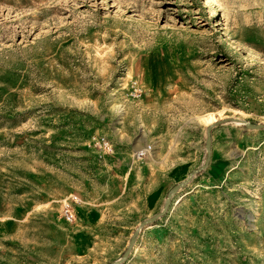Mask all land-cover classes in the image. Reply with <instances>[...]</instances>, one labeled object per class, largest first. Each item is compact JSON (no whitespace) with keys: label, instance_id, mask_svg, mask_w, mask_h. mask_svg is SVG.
Segmentation results:
<instances>
[{"label":"rangeland","instance_id":"374dc122","mask_svg":"<svg viewBox=\"0 0 264 264\" xmlns=\"http://www.w3.org/2000/svg\"><path fill=\"white\" fill-rule=\"evenodd\" d=\"M0 264H264V0H0Z\"/></svg>","mask_w":264,"mask_h":264},{"label":"built area","instance_id":"2783aa9c","mask_svg":"<svg viewBox=\"0 0 264 264\" xmlns=\"http://www.w3.org/2000/svg\"><path fill=\"white\" fill-rule=\"evenodd\" d=\"M104 147L111 148L108 142L102 143ZM151 147H145L141 151H139V156H145L148 152H150ZM79 202V197L76 195H70L63 199L62 208H61V217L67 224H73L76 221V208L75 204Z\"/></svg>","mask_w":264,"mask_h":264},{"label":"water","instance_id":"95a60500","mask_svg":"<svg viewBox=\"0 0 264 264\" xmlns=\"http://www.w3.org/2000/svg\"><path fill=\"white\" fill-rule=\"evenodd\" d=\"M179 187H180V184L176 187V189H179ZM169 200H170V198H168L167 204H169V202H170ZM133 241H134V239H133ZM130 250H131V246L129 247L128 252H130Z\"/></svg>","mask_w":264,"mask_h":264},{"label":"bare ground","instance_id":"6f19581e","mask_svg":"<svg viewBox=\"0 0 264 264\" xmlns=\"http://www.w3.org/2000/svg\"><path fill=\"white\" fill-rule=\"evenodd\" d=\"M210 120H211V121H214V118H213V117H211V118H210Z\"/></svg>","mask_w":264,"mask_h":264}]
</instances>
